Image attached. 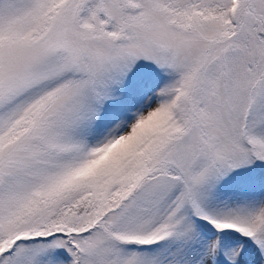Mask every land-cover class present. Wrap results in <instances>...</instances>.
Masks as SVG:
<instances>
[{
    "label": "snow or ice",
    "instance_id": "1",
    "mask_svg": "<svg viewBox=\"0 0 264 264\" xmlns=\"http://www.w3.org/2000/svg\"><path fill=\"white\" fill-rule=\"evenodd\" d=\"M0 264H264V0H0Z\"/></svg>",
    "mask_w": 264,
    "mask_h": 264
}]
</instances>
